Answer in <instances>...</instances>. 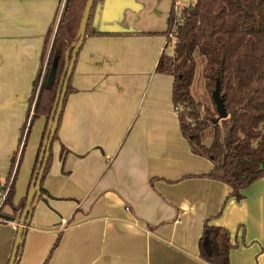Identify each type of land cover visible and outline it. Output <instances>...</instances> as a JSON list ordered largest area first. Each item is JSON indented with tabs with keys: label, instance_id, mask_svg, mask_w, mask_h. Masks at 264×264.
Masks as SVG:
<instances>
[{
	"label": "crops",
	"instance_id": "crops-1",
	"mask_svg": "<svg viewBox=\"0 0 264 264\" xmlns=\"http://www.w3.org/2000/svg\"><path fill=\"white\" fill-rule=\"evenodd\" d=\"M65 2L0 0L3 182L34 112L44 48ZM97 4L18 264H211L199 249L206 219L229 230L231 264H264V179L237 200L224 182L203 175L213 164L192 153L174 111V77L156 70L172 0ZM37 119L16 204L35 177L47 128L46 117ZM18 223L0 221V264H9Z\"/></svg>",
	"mask_w": 264,
	"mask_h": 264
},
{
	"label": "trees",
	"instance_id": "trees-1",
	"mask_svg": "<svg viewBox=\"0 0 264 264\" xmlns=\"http://www.w3.org/2000/svg\"><path fill=\"white\" fill-rule=\"evenodd\" d=\"M195 1V5L188 4L183 8L174 31L172 9L166 48L172 44L173 54L168 55L164 51L156 70L174 77L173 104L179 108L177 114L181 131L192 153L208 158L213 164L210 172L203 175L221 180L232 189L230 196L241 200L245 189L255 181L264 179V0ZM86 2L66 0L53 42L50 39L46 41L42 57L43 65L47 60L44 76H49V79L38 94L28 130L21 137L20 146L14 154L9 178L3 185L0 184V215H8L13 221L18 215L21 217L29 195L27 192L19 204L13 203L33 122L41 116L47 118V128L33 169L34 176L64 76L66 51L76 40ZM97 3L98 0H94L86 35L91 33V21ZM54 66L56 71L52 79L51 70ZM200 70L211 103L198 102L192 94ZM218 77L228 117L215 124L218 111L212 92ZM37 86L38 81L30 104L37 94ZM71 91L69 81L67 95ZM57 137L58 130L54 141ZM51 157L52 150L41 185L43 194L46 193L43 184ZM2 194H6V197L1 203ZM7 206L11 212L6 211ZM0 221L5 220L0 218ZM210 221H204L199 242L200 256L211 264H231L230 251L234 245L230 232L224 226L213 225Z\"/></svg>",
	"mask_w": 264,
	"mask_h": 264
},
{
	"label": "water",
	"instance_id": "water-1",
	"mask_svg": "<svg viewBox=\"0 0 264 264\" xmlns=\"http://www.w3.org/2000/svg\"><path fill=\"white\" fill-rule=\"evenodd\" d=\"M94 0H87L86 2V7L83 13V16L81 18V24L78 30V34L76 36V40L75 42L70 46V48L66 51V67L64 70V76L62 78L60 87H59V92L54 104V110L53 113L51 115V118L49 120V126H48V130L46 133V137L44 139V146L43 149L41 151L40 154V162L38 164L37 170L35 171L34 174V179L32 181L31 187L28 191L29 195H28V199L26 202V206L23 209V213L19 219V223H18V233H17V237H16V241L14 243V249L12 252V255L10 257V263L9 264H18V259L19 257L18 252L20 250V248L23 246V241L26 235V231H27V225L29 224L31 217H32V213H33V208L35 206V204L40 200V197L42 195L41 193V185H42V181L44 179V173L46 171V167L48 165V161H49V156L54 144V137L57 133L58 127H59V121H60V117L63 111V104L65 101V98L67 96L68 93V85H69V81L73 75V69L77 60V54L78 51L81 47V45L84 42V37L86 36V31H87V27H88V21L92 12V9L94 7ZM55 71L56 68L55 66L52 68L51 70V74H52V79L55 76ZM49 76L45 75L43 77L42 83L40 85L39 88V92L41 90V88L44 87L45 83L48 81ZM215 89L212 92V99L213 102L216 104V108L218 111V116L216 117L214 123L216 124L217 122L220 121V119H224L228 117V113L226 110V106L223 100V96L221 94V86H220V78L218 77L215 83ZM0 218H2L5 221H13V219L8 216V215H4L1 214Z\"/></svg>",
	"mask_w": 264,
	"mask_h": 264
},
{
	"label": "rangeland",
	"instance_id": "rangeland-1",
	"mask_svg": "<svg viewBox=\"0 0 264 264\" xmlns=\"http://www.w3.org/2000/svg\"><path fill=\"white\" fill-rule=\"evenodd\" d=\"M175 13V12H174ZM174 30H176V23L173 25V31ZM172 31V30H171ZM165 35L167 36V34L165 33ZM174 35V34H173ZM168 37V36H167ZM174 37V36H173ZM53 38H54V36H53ZM53 38H51V41L53 42ZM175 38V37H174ZM173 38V39H174ZM168 42V41H167ZM165 52L168 54V55H172L173 54V45L172 44H170L167 48H166V50H165ZM200 67H201V65H200ZM42 74V73H41ZM43 75L44 74H42L41 75V77H40V79H39V81H38V86H37V90L39 91V88H40V85H41V83H42V80H43ZM38 91H37V93H38ZM192 94H193V96L195 97V99L199 102H202V103H211V97H210V94H209V92H208V90H207V88H206V86H205V82H204V78H203V76H202V72H201V70L200 71H198V74H197V76H196V78H195V81H194V84H193V89H192ZM174 111H175V106H174ZM38 119H36L34 122H33V127H32V130H31V133H30V137H29V144L28 145H30V140H31V138H32V135L33 134H35L36 133V131H37V128H36V125H38V121H37ZM27 149H28V147H27ZM27 149H26V151H27ZM26 151H25V153H24V156H23V162H22V167H21V169L19 170L20 172H19V180L21 179V178H23L22 176H23V174H24V172H25V169L23 170V167H24V164L26 163V161H27V159H26ZM52 158V157H51ZM32 168V167H31ZM31 172V171H30ZM30 172H29V175H30ZM5 182V181H4ZM4 182L0 179V184H4ZM15 196H14V200H13V203L14 204H16V201L18 200V197L20 196V194H19V189H18V184H17V186L15 187ZM27 195V194H26ZM2 201V200H1ZM6 208V207H5ZM9 210V206H7V211ZM19 216V215H18ZM17 216V219H18V221H19V218H20V216L18 217ZM58 239H60V236H57V238L55 239V241H54V245H53V248H55V246L57 245L56 243H58Z\"/></svg>",
	"mask_w": 264,
	"mask_h": 264
},
{
	"label": "built area",
	"instance_id": "built-area-1",
	"mask_svg": "<svg viewBox=\"0 0 264 264\" xmlns=\"http://www.w3.org/2000/svg\"><path fill=\"white\" fill-rule=\"evenodd\" d=\"M173 2V15H174V24L176 23V25L178 24L179 22V18L181 16V12L183 10V8L185 6H187L188 4H193L195 5L196 4V1L195 0H172ZM175 12V13H174ZM169 36H172V34H170ZM44 77V75H43ZM38 91V90H37ZM38 94H39V91L38 93L36 94L33 102L31 103V108H32V111H34V106H35V103H36V99L38 97ZM175 111L178 113L179 111V108L178 107H175ZM29 124V123H28ZM27 124V127L25 128L24 132H23V135L26 133V131L28 130V127L29 125ZM2 201H4L5 197H6V194H2ZM1 201V203H2Z\"/></svg>",
	"mask_w": 264,
	"mask_h": 264
}]
</instances>
